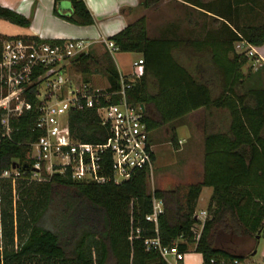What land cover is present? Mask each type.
<instances>
[{"label": "trees", "instance_id": "16d2710c", "mask_svg": "<svg viewBox=\"0 0 264 264\" xmlns=\"http://www.w3.org/2000/svg\"><path fill=\"white\" fill-rule=\"evenodd\" d=\"M60 1L69 2L71 12L65 16L53 9L59 17L77 26L93 24L83 0L54 3ZM181 1L213 15L218 30L192 38L191 29L176 34L171 23L170 29L150 36L147 17L142 15L107 39L118 52L142 56V75L126 94L131 104L143 105L149 131L199 109L227 111L228 129L203 136L200 180L151 192L144 170L119 184L77 181L68 173L53 174L43 182L29 180L30 144L40 135L35 128L39 100L32 85L24 95L31 109L9 118L8 135L0 123V173L13 164L22 172L20 178L4 180L1 186L0 264H167L144 245L145 239L155 236L164 246L176 244L182 253L192 246L201 254L202 264L241 263L256 250L264 237V88L238 92L245 82L241 69L249 57L237 52L236 46L239 42L254 48L264 45V21L247 23L243 15L254 11L259 0ZM159 2L143 0L141 6L148 9ZM0 18L20 27L30 24L29 18L1 6ZM187 18L191 23L192 11ZM16 38L53 42L34 36L0 37V52L4 39ZM185 50L197 53L196 75L176 57ZM67 68L75 81L80 76L90 83V77L98 74L106 79L108 91L120 88L119 72L106 49L101 55L92 51L77 55ZM148 76L156 86L154 94L148 91ZM3 114L0 110V121ZM69 118L75 140L105 141L107 127L94 110L74 111ZM170 141L177 149L175 134ZM203 187H211L212 192L200 222L195 209ZM152 198L160 200L163 208L156 225L145 219L152 212ZM48 212L55 231L40 225ZM196 224L201 225L198 234L193 230Z\"/></svg>", "mask_w": 264, "mask_h": 264}, {"label": "built area", "instance_id": "2783aa9c", "mask_svg": "<svg viewBox=\"0 0 264 264\" xmlns=\"http://www.w3.org/2000/svg\"><path fill=\"white\" fill-rule=\"evenodd\" d=\"M113 54L117 47L107 38L99 41ZM90 42L73 39L63 42H35L21 38L7 40L0 52V110L4 112L1 125L6 135L10 132L9 118L18 117L31 109L24 95L36 86L39 100L35 128L40 135L30 144L29 180L43 182L53 174L68 173L73 180L104 184H119L128 180L138 170L148 177L153 166L154 149L150 131L143 121L142 104H131L127 99L129 89L142 75V59L132 62L130 76L119 74L120 88L108 91L93 89L90 83L75 81L68 73L70 61L86 53ZM259 65L254 47L239 42L237 46ZM116 98V100H114ZM92 109L100 122L107 127L104 142L86 143L74 139L70 126V113ZM22 172L17 168L0 173V253L2 251L1 186L4 180H16ZM163 211L160 200L152 198V212L146 221L156 225ZM204 211L196 214L202 222ZM201 226V225H200ZM156 230V229H155ZM147 249L157 251L167 264H179L185 253L176 244L164 246L159 237L145 239ZM234 264H240L234 262Z\"/></svg>", "mask_w": 264, "mask_h": 264}, {"label": "rangeland", "instance_id": "374dc122", "mask_svg": "<svg viewBox=\"0 0 264 264\" xmlns=\"http://www.w3.org/2000/svg\"><path fill=\"white\" fill-rule=\"evenodd\" d=\"M67 3V2H65ZM158 9L153 11H147L146 17L148 22V33L150 36L155 35L158 25L163 21L174 22L175 17L183 15V10L178 5L176 0H160L157 5ZM246 11V10H245ZM245 21L247 23H261L264 21V0H259V5L255 7L254 11L245 12ZM196 18L202 24V27H198L197 30L192 33V38L202 37L206 31H217L218 25L212 24V17L197 11ZM246 23V22H244ZM23 30L14 24H11L0 18V37L6 38L11 35L21 33ZM7 40L2 41V45ZM237 52L241 49L236 47ZM255 50V49H254ZM98 52L101 55L104 52V48L101 44L98 45ZM257 54V52L255 51ZM115 61L118 63L119 69L123 71H129L130 63L136 57L132 53H116L113 55ZM177 59L183 64L189 71H194L197 65V53L185 50L181 53H176ZM120 60H122L123 65ZM253 58H249L247 64L242 68V73L245 77V82L242 86L238 87V92L242 93L251 87L264 88V69L259 72L252 71V67L249 68ZM253 67H257V64L253 63ZM121 66V67H120ZM78 80H81L80 76H77ZM90 85L93 89H103L107 86L106 79L98 74L90 77ZM214 119L218 121V130L225 131L227 126L228 113L226 111H213ZM204 113H193L189 116L178 120L164 128H156L150 133L151 144H153L155 161L153 162L152 171L148 179V191L156 189V187L164 188L165 190L173 189L176 185L187 186L197 182V179L201 178L200 165L203 158V138L201 137V128L197 124L202 121ZM197 126V128H195ZM177 127V128H176ZM176 128L177 147L171 144V137L173 135V129ZM168 132V133H167ZM180 143V145H179ZM180 148V149H179ZM206 189L200 194L199 203L196 205L195 213L199 214L200 209H205V203L202 204L201 200L206 196ZM205 205V206H204ZM202 206V207H201ZM40 225L43 228L55 231L53 227L52 217L50 212L46 213L40 220ZM201 226L196 224L194 226V232L198 234ZM189 249H192L190 246Z\"/></svg>", "mask_w": 264, "mask_h": 264}, {"label": "crops", "instance_id": "0c3cea01", "mask_svg": "<svg viewBox=\"0 0 264 264\" xmlns=\"http://www.w3.org/2000/svg\"><path fill=\"white\" fill-rule=\"evenodd\" d=\"M83 1L90 15L93 18V24L90 26H77V25L67 22L66 20H64L63 18L57 15L59 14V15L67 16L70 14L71 7H70L69 2L67 1H60V2L54 3V0H0V6L13 10L23 15L24 17L29 18L30 20V24L28 27H21L23 31L19 34L11 35L12 37L13 36H20V37L34 36L43 41H62V42L67 41V40H73V39H83V40H87L90 42L88 51H92L95 55H99L98 45L101 44L99 42L101 38H108L116 34L127 23L133 21L134 19L142 15L146 16L147 11H153L155 9H158V6H157L158 4H155L149 7L148 9L143 8L141 6V2L143 0H83ZM176 1L178 2V5L180 6V8L183 10V15L179 17H175L174 22L173 21L172 22L162 21L158 25L157 30H155L154 36H157L159 33L165 31L168 28L170 29L171 23H173L176 26V32H177L176 34H180V35L182 34V31L184 30L187 31L191 29L192 33H194L198 27H202V24L196 18V13L197 11L199 12H204V11L200 8L192 7L191 5L181 0H176ZM53 9L56 10L57 14L53 12ZM189 11L193 12V19L191 23L187 18V12ZM204 14L213 16L210 13H204ZM147 28H148V22H147ZM202 37H199V38H202ZM254 49L257 52L256 55H257V58L259 59V65H257V67H253L254 65L253 64L254 61H253L251 62V65L249 66V68L252 67L253 68L252 71L259 72L261 69H264V45L260 47H255ZM116 53H119V52L116 51L112 54L113 61L116 65V68L119 74L128 78L132 71V62L141 60L142 56L139 53H132V54H135L136 57L130 63L129 71H126V69L124 71L122 69L121 71L118 67V63L115 61L114 56H113ZM120 62L123 65L122 60H120ZM192 73L196 75L195 70L192 71ZM78 81H81V80H78ZM147 83H148L149 93L154 94L156 92V86L154 85L152 78L149 76L147 77ZM107 86H108V83H107ZM217 93L218 92H213V95H216ZM213 111L222 112L226 110L199 109V110H196L192 113L184 115L183 117L176 119L158 128H164L168 125H172V123L177 122L178 120L184 118L185 116H189L193 113L202 112L204 113V117L202 121H200L197 124V126L198 125L200 126L201 134H202L201 137L203 138L204 134L208 131H220L217 129L218 121L214 119ZM197 126L195 128H197ZM228 126H229V116L227 119L226 130L228 129ZM176 128L173 129L172 133L175 134L176 139H177ZM153 130H151L150 133ZM177 140L178 142H180L179 139ZM150 142H151V137H150ZM154 161H155V154H154ZM200 170L202 173L203 158H202V163L200 165ZM199 180L200 179H197V181ZM156 189L165 190L164 188H160V187H156ZM205 189L207 193H206V196L203 198V200H201V202L202 204L205 203V205H207L208 199L212 192V188L203 187L201 189L200 194ZM199 200H200V195L197 199V204L199 203ZM202 211L205 212V209L199 210V212H202ZM179 264H202V256L200 253L193 252L191 249H189V251L185 253L184 259L181 262H179ZM240 264H264V237L258 241L255 254L251 255L249 258L245 259Z\"/></svg>", "mask_w": 264, "mask_h": 264}, {"label": "water", "instance_id": "95a60500", "mask_svg": "<svg viewBox=\"0 0 264 264\" xmlns=\"http://www.w3.org/2000/svg\"><path fill=\"white\" fill-rule=\"evenodd\" d=\"M15 167H16V166L13 164V165H12V168H15ZM255 252H256V250H254V251L252 252V255H254Z\"/></svg>", "mask_w": 264, "mask_h": 264}]
</instances>
